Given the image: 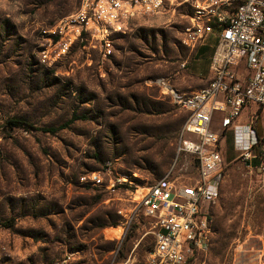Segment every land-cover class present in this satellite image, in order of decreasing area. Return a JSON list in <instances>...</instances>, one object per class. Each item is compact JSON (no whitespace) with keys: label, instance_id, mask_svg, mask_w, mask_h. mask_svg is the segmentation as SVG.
<instances>
[{"label":"rangeland","instance_id":"obj_1","mask_svg":"<svg viewBox=\"0 0 264 264\" xmlns=\"http://www.w3.org/2000/svg\"><path fill=\"white\" fill-rule=\"evenodd\" d=\"M79 3L0 0V264H146L152 220L134 194L167 173L177 183L196 173L192 156L176 153L187 113L155 83L163 78L188 93L210 79L212 36L193 48L180 42L190 0H173L148 24L112 34L105 57L96 40L67 41ZM72 115L53 133L5 124L17 117L57 127ZM219 117L211 129L220 135ZM247 117L245 108L234 123ZM218 150L219 194L201 259L264 264V175L238 157L230 131ZM92 171L125 175L132 193L81 184L79 175Z\"/></svg>","mask_w":264,"mask_h":264},{"label":"built area","instance_id":"obj_2","mask_svg":"<svg viewBox=\"0 0 264 264\" xmlns=\"http://www.w3.org/2000/svg\"><path fill=\"white\" fill-rule=\"evenodd\" d=\"M173 0H80L67 25V41L81 37L98 41L103 57L109 56L112 34H123L132 25L148 24L165 12ZM189 1V0H184ZM192 15L180 42L193 48L212 36L208 62L210 79L197 89L179 93L156 78L173 103L186 111L176 153H188L195 161V176L177 183L168 173L135 193L134 200L151 222L152 245L146 264H204L208 250L209 208L219 194L223 160L219 138L230 131L232 147L250 170L264 175V0H190ZM54 34V31H51ZM60 33V31H59ZM64 52L68 42H57ZM46 57L44 50L41 51ZM258 105L251 113V104ZM248 121L234 123L243 109ZM218 112L220 135L211 129ZM258 113L263 129L258 130ZM104 177L98 171L79 175L81 184L114 192L132 193L125 175ZM135 190V189H134ZM136 191V190H135Z\"/></svg>","mask_w":264,"mask_h":264},{"label":"trees","instance_id":"obj_3","mask_svg":"<svg viewBox=\"0 0 264 264\" xmlns=\"http://www.w3.org/2000/svg\"><path fill=\"white\" fill-rule=\"evenodd\" d=\"M75 118L76 117H74V115H72L67 121L61 123L57 127H33L32 125H30L29 123L24 121L22 118H17V117H11V118L6 119L5 120V124L8 125L9 127L20 126V127H23V128H25L27 130L33 129V130H40V131H43V132L53 133L56 130L65 127L68 123H70Z\"/></svg>","mask_w":264,"mask_h":264},{"label":"crops","instance_id":"obj_4","mask_svg":"<svg viewBox=\"0 0 264 264\" xmlns=\"http://www.w3.org/2000/svg\"><path fill=\"white\" fill-rule=\"evenodd\" d=\"M238 117H239V115H238ZM238 117L236 118V120L238 119ZM210 127H211V126H210ZM218 127H219V126H218ZM218 127H217V128H218ZM211 128H212V127H211ZM213 129H214V128H213Z\"/></svg>","mask_w":264,"mask_h":264}]
</instances>
